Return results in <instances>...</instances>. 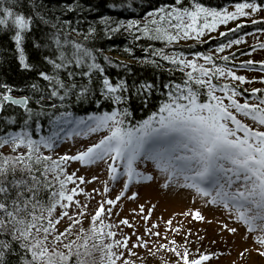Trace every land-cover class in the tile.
<instances>
[{
	"label": "snow or ice",
	"instance_id": "1",
	"mask_svg": "<svg viewBox=\"0 0 264 264\" xmlns=\"http://www.w3.org/2000/svg\"><path fill=\"white\" fill-rule=\"evenodd\" d=\"M19 2L13 0L14 4ZM82 7L78 0L67 5L70 11ZM110 7L117 9L123 5L112 3ZM234 8H210L198 0H191L190 6H186L185 0H175L174 5L147 11L143 20L101 15L98 25L89 24L86 33L72 28L70 22L66 29L61 19L64 9L48 8L45 0H28V6L21 11L12 6L0 8V31L11 33L19 67L34 77L22 87L0 83V149L11 148L9 154L0 151V264H136L132 257L138 256L134 249L140 247L155 255L148 247L149 241L127 217L118 224L106 222L133 182L152 180L151 174L138 167L148 161L166 175L163 187L176 183L191 188L201 198H209L207 203L222 205L229 214L234 212L235 220L246 226L248 233H256V250L264 256V96L257 95L261 89L251 90V99L257 103H250V98L241 103L236 97L243 93L237 87L214 83L219 77L249 82L228 65L233 58L230 55L223 56L225 63L218 65L212 53L197 51L188 59L182 51L168 53L164 48L149 46L145 49L149 56L141 58L142 63L159 68L161 61H166L185 72V78L164 84L166 98L155 111L133 124L129 120L132 97L147 104L159 88L148 80L129 83L123 77L113 78L107 71L109 67L130 69L124 61L104 54L94 43L101 33L110 39L121 31L131 34L134 40L143 37L166 46L181 39L199 41L205 30H216L220 24L264 10V0H243ZM258 22L252 20L253 24ZM240 27L237 25V29ZM73 31L82 35L83 40L72 38ZM28 41L38 52L35 62H30L26 51ZM242 42L243 37L229 39L219 44L216 51L222 53ZM259 47L264 49V43ZM124 51L131 54L133 50L126 47ZM201 58L204 63L199 62ZM256 63L248 60L240 67L251 69ZM259 64V70L264 72V61ZM218 92L223 95H217ZM202 96L206 99L202 100ZM85 102L95 104L98 111L77 115L71 110L74 104ZM104 102L112 106L111 110H100ZM41 120H46L48 134H40L36 139L33 133H41L44 127ZM100 131L108 134L74 155L66 153L54 159L43 151L52 152L59 141L69 137H87ZM72 161L84 166L110 161L109 178H127L115 199L99 202L88 228L83 226L88 204L76 197H93L80 187L89 181L67 171ZM69 184L73 187L69 188ZM109 191L105 183L103 192ZM137 195L132 193L129 198L135 199ZM73 207L77 211L70 214ZM57 208L62 209L59 214ZM139 213H144V233L161 237L159 224L148 223L151 209L146 211L140 205ZM184 215L204 219L199 210ZM65 217L70 222L61 231L58 225ZM165 223L172 229V220ZM120 225L134 231L124 234ZM77 226L79 230L74 231ZM223 227L237 232V228L227 224ZM132 236L136 237L134 242ZM163 239L167 240V236ZM160 249L173 252L179 258L176 264H204L215 255H192L188 247L178 245L175 239L160 244L156 251Z\"/></svg>",
	"mask_w": 264,
	"mask_h": 264
},
{
	"label": "trees",
	"instance_id": "2",
	"mask_svg": "<svg viewBox=\"0 0 264 264\" xmlns=\"http://www.w3.org/2000/svg\"><path fill=\"white\" fill-rule=\"evenodd\" d=\"M78 2L83 7L77 9L76 11H70L67 9V5H74L77 3V0H45V4L48 6V8H51L53 10L64 9V13L61 16V19L65 21L64 27L66 29L68 28V22H70L72 28H77L82 33L87 32L89 24L98 25V20L101 15H110L113 18H119L124 20H143V18L146 16L147 11H150L153 8L159 7L161 5H174L175 0H78ZM198 2L203 3L206 7L223 9L227 8L229 5L243 2V0H198ZM257 2H261V0H257ZM112 3L122 4L123 7L113 9L110 7ZM190 3L191 0H185L186 6H190ZM129 4L131 5V7H128ZM5 6H12L15 11H21L28 6V0H20L18 4H14L13 0H0V8ZM56 14L60 15L59 12H57ZM261 18L262 17L253 18L259 21L257 24L252 23L253 19L247 20L245 18H238L233 22L232 25L228 26L226 29L221 31L227 33V35L225 36H221V32L217 35L209 32L206 33L199 41L196 39H181L178 43H174L171 46H166L161 41H151L143 37L140 40H134L133 36L125 31H121L118 34L113 35L110 39L104 36L103 33H101L100 38L98 40H95L94 43L96 44V47L102 48L104 50V54L109 55L119 61H124L127 64L128 69H130V71H127L124 68L109 67L107 71L113 78H116L118 76L123 77L127 79L129 83H132L133 81L139 83L141 81L148 80L154 82L159 88V91L154 90V93L151 97H149V102L147 104L143 103L141 98L139 97H132V100L130 102L132 116L129 117V120L133 124H135L137 121L146 118L152 111H155L158 108L159 103L166 98L163 95V93L167 92V89L163 87L164 84H167L169 81L182 82V80L185 78V72L180 71L179 68L171 65L166 61H161V67L159 68L152 64L142 63L141 58L149 56V52L145 51L146 48H149V46H151V49L164 48L165 51L168 53H171L173 51H182L185 53L188 59H192V54L197 51L204 53H212L213 58L216 64L218 65H222L225 63L221 59L223 56L230 55L233 58L227 63L230 67L233 68L234 71L237 72L238 75H241L239 74L241 72L248 74L260 73L264 75V72L259 70L260 64L257 61H255L257 63L254 64L251 69L240 67V65L245 61H254L250 58V55L254 53V51L252 50L255 47H235L232 52L229 51L225 54L218 53L216 51L217 46L219 44L226 43L229 39H236L240 37L245 38L254 32L256 34L264 33V31H260V29H264V20H262ZM237 25H241V27L237 29ZM229 29L237 30L229 31ZM10 35L11 33L7 30L0 31V83L7 82L9 84L16 85L17 87H22L25 82L30 79H33L34 77L19 67L17 55L15 53L14 42L11 41ZM70 35L74 39L83 40V36L78 35L77 32L73 31L70 33ZM30 44V41L26 42V51L29 55L30 62H35V60L38 58V52L33 49ZM126 47L132 48L133 51L131 54L124 51ZM152 58L159 59V57ZM200 60L203 61L202 58ZM169 69H171V71H169ZM214 83H228L232 86L237 87V90L240 93H243V95H238L236 97L241 103L244 102L245 98H250V103H257L255 99H251V97L253 96L251 90L253 88L261 89V92L257 95L264 96V79L256 80V82L252 83L253 86L249 85L251 84L250 81L247 83H241L240 81H235L231 78L225 79L224 77L217 78L216 80H214ZM14 94L19 93L14 92ZM217 95L223 94L218 92ZM201 99H206V97L202 96ZM225 102L227 103L228 101L225 100ZM111 107L112 106L109 105L107 102H104L102 103L100 110H111ZM71 110L74 111L77 115H87L93 111H98L95 104L87 102L83 104H74ZM9 111H11V109H9ZM240 118L245 119L244 117ZM245 122L250 124L252 123L250 119H245ZM41 123L44 125L41 133H33V136L36 139L39 138L40 134H48V126L46 120H41ZM14 130L16 129L14 128ZM107 134V131H100L92 133L87 137L74 136L69 137L67 139H73L81 142L82 144H85L79 150L83 151L91 144L97 143L99 139H101ZM60 142L61 141L57 143L55 149L52 152H49L47 149H43V151L45 152V154L52 155L54 159L57 158L55 152L58 148H60ZM21 150L23 151L24 149ZM0 151H3L5 154H9L11 152V148L9 146H5L3 149H0ZM108 163H110V161ZM67 171L69 173L74 172L70 162L68 164ZM148 185L149 184H145L144 181L139 182L135 187L137 193L139 194V192L142 190V187ZM68 187L71 188L73 187V185L69 184ZM80 195H78L76 198L79 199ZM46 196L47 194L45 193V198ZM61 211L62 209L57 208L56 214H59ZM75 211H77L76 207L69 209L70 214ZM95 211L96 209L92 210L90 213H87V215L83 219V226L85 228L89 227L91 215L94 214ZM77 219H79V217H77ZM128 219L136 224L139 234L144 235V238L149 242L151 240L152 246L148 244V247L152 250V252L155 253V255H152V253L149 252L153 257L152 264H176V261L179 258L173 252H170L167 249H160V251L158 252L156 251L159 247V240L161 239V237L149 236L147 234L141 233L142 231H144V227H139L138 224L140 223V219L138 217L134 216L133 218ZM69 222L70 221L68 220V218L65 217L61 221L60 225H58L59 229L63 231V229L67 226ZM106 222L118 224L111 217H108ZM119 228L124 234H131L134 231V229L127 228L123 225H120ZM78 230L79 226L74 229V231ZM169 230H165V234L169 236V240L175 239L178 245L188 247L189 252L192 255H195V247L188 241V235L184 234L179 236H172ZM119 237L120 232H118L117 238ZM135 240L136 237L132 236V242H134ZM141 250H145V248L140 247L134 249V251L138 253V256L132 257V259L136 261V264H143L145 262L144 255L141 253ZM181 264H183L182 261ZM204 264L211 263L205 261Z\"/></svg>",
	"mask_w": 264,
	"mask_h": 264
},
{
	"label": "rangeland",
	"instance_id": "3",
	"mask_svg": "<svg viewBox=\"0 0 264 264\" xmlns=\"http://www.w3.org/2000/svg\"><path fill=\"white\" fill-rule=\"evenodd\" d=\"M235 8L231 7L228 11H234ZM254 17H264V10L254 14L251 17H240L245 19H252ZM235 20L229 21L227 24L218 25L216 30H205L206 33H213L217 35L228 26L232 25ZM264 43V33H254L246 38H243V42L233 45L231 48L225 49L222 53L232 52L235 47H255L254 53L250 55V58L254 61H264V49L259 45ZM253 51V50H252ZM221 53V52H218ZM204 63L203 61H199ZM239 73V72H238ZM248 78V81L253 82L256 80H263L262 74H248L239 73ZM79 141L70 139L60 144L55 152V155L62 156L64 154L74 155L82 146ZM72 169L77 176H84L85 180L89 181L87 184H81L80 187L84 188L86 192L91 193L92 199L86 200V197L82 194L79 197L81 203L87 202L88 213L99 207V202L106 198L115 199L117 195L123 190L126 177H122L117 181H112L108 175V169L106 167L108 162H98L89 166H84L78 161L70 162ZM139 169L143 172L151 174L152 180H146L149 185L142 187V190L136 196L135 199H130L134 190L136 182H133L129 186L127 193L113 208V214L110 216L115 222L124 217L133 218L138 217L140 219L139 227H143L145 221L142 219L144 213H139V206L144 205L145 210L151 209L152 216L149 224L158 223L159 231L161 232V239L159 245L162 243H168L169 236L165 234V230H169L166 226L167 220H172V229L169 230L172 236L188 235V241L194 245L195 255L201 253L215 254L211 255L207 261L211 264H264V256H261L257 252L259 247L256 244L253 237L256 233H248L246 226L242 223H238L235 220V213L229 214V212L222 205H213L207 203L209 199L207 197L201 198L196 192L187 187H182L176 183H171L167 188L163 187L167 180L166 175L157 170L151 161L147 163H140ZM93 177L97 179L93 180ZM77 183H79L77 181ZM105 183H107L110 191L105 194L103 192ZM95 189L96 191H93ZM154 206V207H153ZM107 207V205H106ZM137 209L136 213L132 212V209ZM199 210L204 216L203 220H197L194 215H184L189 211L195 212ZM118 213V215H117ZM227 224L229 227L237 228L236 233H231L223 226ZM179 229V231H175ZM176 232V233H175ZM141 233L145 234L144 231ZM167 236V240L163 239ZM247 236V239L245 237ZM149 245L152 246L150 240ZM247 249V251H245ZM198 250V251H197ZM144 255L143 264H152L153 257L147 249L141 250ZM243 253V256H241Z\"/></svg>",
	"mask_w": 264,
	"mask_h": 264
},
{
	"label": "bare ground",
	"instance_id": "4",
	"mask_svg": "<svg viewBox=\"0 0 264 264\" xmlns=\"http://www.w3.org/2000/svg\"><path fill=\"white\" fill-rule=\"evenodd\" d=\"M68 140H70V139H64V140H61L60 144L63 143V142H66V141H68ZM106 166H107V165H106ZM134 193H137L136 189H135ZM137 194H138V193H137Z\"/></svg>",
	"mask_w": 264,
	"mask_h": 264
}]
</instances>
